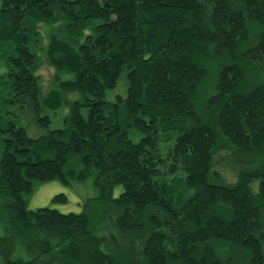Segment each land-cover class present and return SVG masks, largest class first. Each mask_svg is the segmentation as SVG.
<instances>
[{
  "label": "trees",
  "instance_id": "obj_1",
  "mask_svg": "<svg viewBox=\"0 0 264 264\" xmlns=\"http://www.w3.org/2000/svg\"><path fill=\"white\" fill-rule=\"evenodd\" d=\"M7 40L0 264H264V0H1ZM88 179L78 212L26 207Z\"/></svg>",
  "mask_w": 264,
  "mask_h": 264
},
{
  "label": "rangeland",
  "instance_id": "obj_2",
  "mask_svg": "<svg viewBox=\"0 0 264 264\" xmlns=\"http://www.w3.org/2000/svg\"><path fill=\"white\" fill-rule=\"evenodd\" d=\"M1 4V0H0ZM44 27L50 29L49 25H44ZM43 27V28H44ZM49 30L44 33L42 30L40 40L37 44L39 55L41 57V62L38 68V75L44 93L48 92L52 88L56 87V71L49 65L46 61L45 47L48 41ZM5 45L0 46V110L4 104V99L10 94V88L8 86L6 75L10 70V63L8 62L10 54L14 51V46L11 40ZM126 92V84L124 76L122 75L117 85L112 90H107L105 98L109 101H113L115 96L118 94H124ZM70 96V95H69ZM67 107H62L55 113L48 112L52 118L51 127H61L64 125V118L67 115ZM132 139L136 141L138 139V134L132 136ZM86 185V186H85ZM83 187V188H82ZM119 187L117 188V190ZM59 193H64L67 196V202H51V198ZM94 195V189L91 185L90 179L83 183L71 182L69 185H64L57 180H51L47 182H42L36 184L32 191L25 196L26 207L29 209H34L37 207L50 206L58 209L60 212L74 211L78 212L82 208V203L88 197ZM38 248V247H37ZM39 248L43 249V246ZM38 249H32L33 252H37Z\"/></svg>",
  "mask_w": 264,
  "mask_h": 264
}]
</instances>
